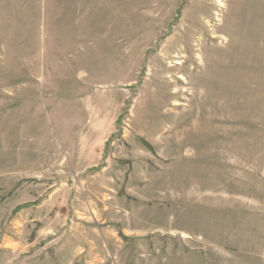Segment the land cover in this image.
Returning a JSON list of instances; mask_svg holds the SVG:
<instances>
[{"label": "rangeland", "instance_id": "374dc122", "mask_svg": "<svg viewBox=\"0 0 264 264\" xmlns=\"http://www.w3.org/2000/svg\"><path fill=\"white\" fill-rule=\"evenodd\" d=\"M0 264H264V0H0Z\"/></svg>", "mask_w": 264, "mask_h": 264}]
</instances>
